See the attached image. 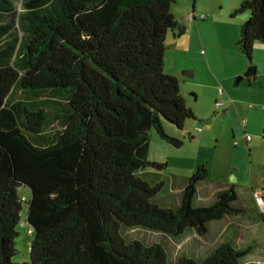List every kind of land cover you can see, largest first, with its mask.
Instances as JSON below:
<instances>
[{
  "label": "trees",
  "instance_id": "obj_1",
  "mask_svg": "<svg viewBox=\"0 0 264 264\" xmlns=\"http://www.w3.org/2000/svg\"><path fill=\"white\" fill-rule=\"evenodd\" d=\"M175 2L0 0V264H173L162 242L125 230L206 236L212 222L245 214L234 188L197 203L206 164L180 204L166 203L157 173L168 163L150 159L154 129L181 147L165 124L183 128L197 117L165 69L168 33L187 29ZM244 10L251 16L238 45L251 59L264 42V1L243 0L236 12ZM21 186L32 191L34 238L31 260L18 263ZM252 251L230 236L177 264H245Z\"/></svg>",
  "mask_w": 264,
  "mask_h": 264
},
{
  "label": "crops",
  "instance_id": "obj_2",
  "mask_svg": "<svg viewBox=\"0 0 264 264\" xmlns=\"http://www.w3.org/2000/svg\"><path fill=\"white\" fill-rule=\"evenodd\" d=\"M242 1L176 0V4H182L180 15L173 4V12L182 17L187 29L182 35L178 31L168 33L165 69L179 79L181 93L197 117L187 120L183 128L166 123L165 129L171 136L184 141L177 148L188 146L198 149L209 134L216 135V144L211 156L187 163L183 172H167L171 160L164 153L154 159L168 163L167 168L157 175L168 177V180L164 178L167 187L163 195L164 201L170 205L181 203L189 177L205 163L209 177L198 186V204L213 203L223 190L234 188L237 191V205L246 210L245 214L227 216L210 225L211 231L213 226L224 220L236 222L225 226V240L237 236L240 228L237 225L242 226L245 220L258 222L264 228V214L254 198V191L264 192V42H256L253 51L254 57L260 59L257 61V77L251 75L246 76L247 81L243 82V78L240 82L239 78L235 81L250 66L249 59L238 45L242 27L251 16L249 10L236 12ZM190 8L196 16L194 20H189ZM202 14H205L204 19ZM212 30L221 37L218 42L221 57L210 37ZM220 89H223V95ZM222 98L226 101L217 106ZM200 121L206 124V128L199 125ZM247 135L252 139L248 140ZM157 140L163 150H170L171 143L159 137Z\"/></svg>",
  "mask_w": 264,
  "mask_h": 264
},
{
  "label": "rangeland",
  "instance_id": "obj_3",
  "mask_svg": "<svg viewBox=\"0 0 264 264\" xmlns=\"http://www.w3.org/2000/svg\"><path fill=\"white\" fill-rule=\"evenodd\" d=\"M182 4L174 3V8L178 9L177 14H181L183 12ZM192 7V5H191ZM190 14L192 10L190 8ZM189 14V15H190ZM210 37L215 42V49L218 52V55L221 57L220 49H218V42L221 40V37L214 34V31H210ZM226 57V55H225ZM227 58V57H226ZM248 58V57H247ZM249 59V58H248ZM260 60L259 57H254V53L252 59H249L250 66H256L258 68L257 61ZM235 78V81L238 78ZM248 77H243V82L247 81ZM240 82V79H239ZM256 103L254 101H251ZM193 121V120H192ZM199 125L203 128H206V124L203 122H198ZM60 128V122L56 121L51 128ZM154 137L153 144L150 151V159L154 160L159 157H162V153L166 154L168 158L171 160L170 166H168L167 172L170 170H177L178 172H183L187 163H193L195 161H199L202 159H206L207 156H211L213 150H215L216 144V135L209 134L203 146L197 148H188V146L183 148H177L175 146H170V150H163L158 143L156 130L154 129ZM201 148V150H200ZM197 156V157H196ZM206 164V163H205ZM187 172V171H186ZM165 176V174H164ZM163 176V177H164ZM167 179L168 177L165 176ZM168 180V179H167ZM19 193L24 198L23 199V212L20 223L17 225V231L19 232L16 238V248L17 253L13 257L14 262L22 263L28 262L31 260L30 250L31 244L34 238V233L30 230V224L27 222V213H28V201L32 197V191L27 186L19 187ZM165 191L163 192V194ZM206 205V203H200ZM261 211L264 214V208H261ZM239 221V220H238ZM239 222H242L240 220ZM216 222L213 223V225ZM236 222H231L230 219L224 220L216 226H213L211 231L206 236H200L198 233L192 231L187 233L182 237H173L165 233H161L158 231L147 230L145 228H132L126 229L125 233L127 234L129 239H142L146 243L152 244L155 242H162L170 256V260L173 264H177L178 260L182 255H192L195 258L202 259L207 256L216 246L223 243L227 234L224 230L227 226L231 224H235ZM238 227V235L236 236L237 243H239L242 247L252 246L253 251L245 258V264H264V228L260 223H256L253 221L245 220L241 225H237ZM237 230V229H236Z\"/></svg>",
  "mask_w": 264,
  "mask_h": 264
},
{
  "label": "built area",
  "instance_id": "obj_4",
  "mask_svg": "<svg viewBox=\"0 0 264 264\" xmlns=\"http://www.w3.org/2000/svg\"><path fill=\"white\" fill-rule=\"evenodd\" d=\"M201 18L204 19L205 18V14H202L201 15ZM196 19V16L194 14V12H192L190 15H189V20H194ZM220 94L223 95V89H220L219 90ZM226 100L224 98H222L221 100H219L217 102V106H220L222 104H224ZM253 105H251L252 107ZM245 123V122H244ZM247 139L248 140H251L252 139V136L251 135H247ZM263 193L261 191H254V198L257 202V204L259 205L260 208H264V198H263Z\"/></svg>",
  "mask_w": 264,
  "mask_h": 264
},
{
  "label": "water",
  "instance_id": "obj_5",
  "mask_svg": "<svg viewBox=\"0 0 264 264\" xmlns=\"http://www.w3.org/2000/svg\"><path fill=\"white\" fill-rule=\"evenodd\" d=\"M264 1V0H263ZM247 22V21H246ZM256 72H257V67L256 66H249V68L245 71L244 75H241L239 79H242L244 76H251L254 75V78H256Z\"/></svg>",
  "mask_w": 264,
  "mask_h": 264
}]
</instances>
